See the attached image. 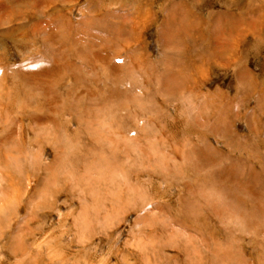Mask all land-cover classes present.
<instances>
[{"label":"rangeland","instance_id":"obj_1","mask_svg":"<svg viewBox=\"0 0 264 264\" xmlns=\"http://www.w3.org/2000/svg\"><path fill=\"white\" fill-rule=\"evenodd\" d=\"M258 212L264 0H0V264H264Z\"/></svg>","mask_w":264,"mask_h":264},{"label":"bare ground","instance_id":"obj_2","mask_svg":"<svg viewBox=\"0 0 264 264\" xmlns=\"http://www.w3.org/2000/svg\"><path fill=\"white\" fill-rule=\"evenodd\" d=\"M259 212H260V211H259ZM259 212H258V213H259ZM259 214H260V213H259ZM261 214H263V213H261ZM261 214H260V216H261ZM263 215H264V214H263ZM263 217H264V216H263ZM49 237H50V236H49ZM50 238H51V237H50Z\"/></svg>","mask_w":264,"mask_h":264}]
</instances>
